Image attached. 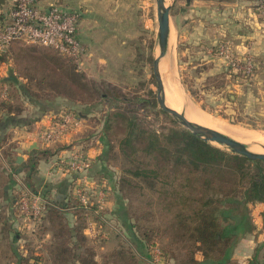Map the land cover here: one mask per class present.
I'll return each instance as SVG.
<instances>
[{
	"label": "trees",
	"instance_id": "1",
	"mask_svg": "<svg viewBox=\"0 0 264 264\" xmlns=\"http://www.w3.org/2000/svg\"><path fill=\"white\" fill-rule=\"evenodd\" d=\"M7 56L13 58L20 76L27 79V88L38 86L49 91L50 96L72 103L97 104L92 102L97 89L88 86L74 61L56 49L44 47L36 51L16 41L6 53L0 54V60ZM145 102L156 104L148 99ZM0 107L7 112H21L19 106L6 101H0ZM116 117L120 120L118 126H124L119 146L131 163L126 173L140 182L141 189L156 194L149 205L158 206L159 226L139 224V219L154 221L156 217L152 218L150 213L136 218L129 216L114 172L106 163L113 149L108 133L112 125L106 120L97 133L103 144L101 177H93L91 170L89 176L95 185L103 184L106 201L113 198L115 208L105 205L102 214L117 227L119 237L124 235L128 239L129 245L120 243L98 260L95 244L86 233L89 218L98 216L80 204L71 192L70 180L62 201L50 199L35 189L31 179L37 173L39 159H52L60 146L41 145L29 153L27 162L18 166L27 173L24 179L30 188L56 206L48 207L43 215L33 219L34 228L29 235L17 226L22 223L17 192L11 221L6 218L1 222L0 217V224L8 225L6 237L10 238L8 243L14 248L18 264L31 257L38 262L45 258L51 264H154L150 259L153 246L158 243L152 240L155 237L160 239L163 264H229L239 241L253 229L250 205L264 202V160L250 159L213 145L176 123L158 130L144 125L135 115L123 112ZM5 142L7 138L0 141L4 156L15 162L16 146ZM0 179L2 184L1 176ZM122 181L129 183L130 179L122 177ZM95 207L94 203L92 208ZM139 228L144 231L139 233ZM47 233L50 237H46ZM23 239L29 242L26 253L21 249ZM37 242L43 244L41 248H37ZM38 249L40 255H35Z\"/></svg>",
	"mask_w": 264,
	"mask_h": 264
},
{
	"label": "rangeland",
	"instance_id": "2",
	"mask_svg": "<svg viewBox=\"0 0 264 264\" xmlns=\"http://www.w3.org/2000/svg\"><path fill=\"white\" fill-rule=\"evenodd\" d=\"M167 4L172 6V36L167 54L170 62L160 67L164 85L167 81H165L166 78L178 91L177 93L184 98L185 102L192 103L201 111L224 120L228 125L231 124L230 126L264 130V82H260L259 79L260 65L258 62L263 59H255L254 77H247L242 73L232 72L229 68L227 71L224 67H219L217 65L218 60H221L227 66L223 59H179L175 26L180 24L181 13L183 10H187L188 6L186 0H167ZM216 5L218 3L215 0H208V3L200 4L199 7H201L202 11L199 12L195 20L211 24L215 18L216 22V17L212 15L213 12L211 13L212 10L216 9L214 8ZM224 7L221 9L223 10V16L228 11H233V8L229 7V5ZM123 9L124 11L128 10L126 19L130 20V24H133L132 29L127 34L128 37H131V41H127L124 46H116L114 49L109 47L102 49L101 58L104 62L97 77L89 76L82 70L83 60L77 68L84 75V81L88 86L97 89L92 102L97 103L99 108L102 109L99 117H101L100 122L103 124L98 121L97 125L103 128L106 125V120H109V124L112 125L108 133L112 140L113 149L110 151L106 163L114 172L117 185L125 198L129 216L136 218L138 215L142 217L147 215L146 213H150L152 218L154 215L156 219L154 221L153 219H139V224L143 227H151L153 223L159 226L160 223L157 219L158 206L155 203L149 205V200L151 198L156 199V194H150L148 190L141 189L139 187L140 182L126 173L125 169L131 163L126 159L119 146V140L124 133V126H118L120 120H117L116 114L124 112L127 115H135L144 125L158 130L179 123L170 114L163 111L157 103V85L153 75V60L159 53L156 0H123ZM185 15L189 21L195 16V14L190 15L189 13ZM130 24L126 22L129 28L131 27ZM125 33L127 32L124 30L122 32L123 37ZM23 43L32 46L33 50L36 51L44 48V46L33 43ZM87 54L88 52L85 48L83 59H85ZM9 58L10 56H7L4 60ZM34 89L42 96L50 97L49 91L38 86L37 88L34 87ZM147 99L154 101L156 104L145 102ZM174 109L178 110L177 108ZM97 129L95 128L94 131L99 132L100 129ZM213 144L225 149L216 143ZM2 148L0 146V176L4 182H7L9 179L7 170H4L2 168L5 167L4 164H1L2 159L7 160V158L4 156L5 151ZM122 177H128L130 179L129 183L123 182ZM0 211H2L0 217L1 222H3L7 217L6 211ZM17 224L18 229L22 233L27 232L28 234L34 228V225L31 227L30 223L18 222ZM4 226L0 224V264H18L17 257H15L13 252L14 248L8 243L10 238L6 237L5 228L8 225ZM140 228L138 231L142 233L144 230ZM120 238L117 235L116 243H113V245L116 244L115 247H118L122 243L127 247L129 245L127 243L128 239H125L124 235ZM91 240L95 244H93L95 246L93 247L96 250L98 260L101 259L105 251L113 249L108 248L113 245L105 246L102 239L91 238ZM152 240L158 242L153 246L152 255H162L160 239L155 237ZM42 245L37 242V248H41ZM103 245L104 247H101ZM28 247V240L23 239L21 249L26 253L29 251ZM34 254L40 255L39 249L34 251ZM32 259L34 257H31L23 264H51L50 262L46 263L44 261L45 258L40 262L37 259ZM152 263L156 264L155 262Z\"/></svg>",
	"mask_w": 264,
	"mask_h": 264
},
{
	"label": "crops",
	"instance_id": "3",
	"mask_svg": "<svg viewBox=\"0 0 264 264\" xmlns=\"http://www.w3.org/2000/svg\"><path fill=\"white\" fill-rule=\"evenodd\" d=\"M215 1L218 5L211 13L213 12L212 15L216 17V22L214 18L213 22L208 24L195 20L199 12L202 11L199 7L200 4L208 3V0H186L187 10L182 11L181 22L175 26L178 58L222 59L211 51L221 40L229 39L238 51H250L255 59H263L258 62L260 65L259 79L260 82H264V13L257 5V0ZM52 3H57L66 11L80 14L78 37L88 52L83 59L81 68L89 76L97 77L100 73L104 62L101 58L103 48L114 49L116 46L121 47L127 41H131V37H128L127 34L133 24H130V20L126 19L128 10L124 11L123 0H42L41 2L44 8ZM226 5L233 8V11H228L223 16L221 9ZM9 9L8 1L5 5L0 6L1 21L9 20ZM186 13L195 14V16L189 21ZM126 22L130 24V28ZM124 30L127 33L123 37ZM170 36H172V28ZM217 65L228 71V67L221 60L217 61ZM26 83L27 79L17 72L12 57L0 60V85L4 84L9 89V99L3 100L0 97V101H6L21 108V112L16 114L15 111L7 112L0 107V141L2 143L7 138L6 144L16 146L14 150L15 162L2 159L1 163L4 164L5 167L2 168L7 170L9 179L7 182L2 179L3 182L0 184V210L6 211L8 222L12 219L16 202L15 194L19 186L17 176L26 186L30 187V184L24 179L27 173L18 165L27 162L29 153L41 146L37 140V134L49 122L52 115L62 109H75L80 113L82 123L70 135L69 139L70 141L75 139L76 143H81L96 133L95 128L102 129L97 125L98 121H101L99 116L102 112L97 104L72 103L61 97L42 96L34 89L35 86L27 88ZM100 139L99 136L97 141L86 143L89 153L94 157L91 175L96 179L101 177L102 162L100 157L103 144L100 143ZM90 145L91 147H89ZM18 157H22V160L18 161ZM31 182L40 193L48 195L50 199L62 201L67 190L69 176L60 171L53 174L51 159L41 157L37 163V173L32 177ZM106 207L115 208L113 198L108 199ZM250 213L253 229L239 241L229 264H264V202L251 204ZM86 233L91 237L88 229H86ZM101 233L96 239L104 240V245L107 247L116 243L115 239L120 234L112 230H105ZM46 237H50V233H47ZM115 245L108 248L114 249ZM151 261L163 264L164 257L151 254Z\"/></svg>",
	"mask_w": 264,
	"mask_h": 264
},
{
	"label": "built area",
	"instance_id": "4",
	"mask_svg": "<svg viewBox=\"0 0 264 264\" xmlns=\"http://www.w3.org/2000/svg\"><path fill=\"white\" fill-rule=\"evenodd\" d=\"M6 1L10 3L9 20H0V54L6 53L12 43L21 41L54 48L71 58L77 67L81 65L85 47L78 37L79 13L66 11L57 3L44 8L42 0ZM257 5L264 13V0H257ZM211 53L222 58L232 72H239L247 77L255 76L254 55L250 51H238L231 40H221ZM0 97L3 100L9 99L8 86L0 85ZM81 123L80 113L73 109H62L52 115L49 122L39 130L37 140L48 147L60 145L51 159L52 173L60 171L68 175L71 192L87 211L98 216V219L90 217L87 227L90 236L96 239L102 231L119 230L102 214L107 202L103 184L95 185L89 176L94 157L89 153L86 143L97 141L98 131L81 143H76L72 138L69 140ZM17 180L19 216L23 223H30L32 227L34 218L42 215L48 207L56 205L26 186L18 176ZM94 203L96 207L92 208Z\"/></svg>",
	"mask_w": 264,
	"mask_h": 264
},
{
	"label": "water",
	"instance_id": "5",
	"mask_svg": "<svg viewBox=\"0 0 264 264\" xmlns=\"http://www.w3.org/2000/svg\"><path fill=\"white\" fill-rule=\"evenodd\" d=\"M6 4V0H0V6ZM157 4V20H158V56L153 60V75L157 85V103L158 106L170 114L180 125L191 131L195 136L203 139L211 144L216 143L225 149L244 155L250 159L264 160V152H255L248 148L247 144L235 139L234 137L211 129L204 125H200L191 121L184 112H180L166 103V92L164 80L161 74V63L167 59L168 49L171 40V5L167 4V0H156ZM214 145V144H213ZM22 157H18L21 161Z\"/></svg>",
	"mask_w": 264,
	"mask_h": 264
},
{
	"label": "bare ground",
	"instance_id": "6",
	"mask_svg": "<svg viewBox=\"0 0 264 264\" xmlns=\"http://www.w3.org/2000/svg\"><path fill=\"white\" fill-rule=\"evenodd\" d=\"M168 62H170L169 57L162 61L161 66L167 65ZM166 72L168 73V71ZM165 81L166 103L170 107L177 108L181 112H184L191 121L228 134L235 139L246 143L248 148L252 151L264 152V130H253L230 126L231 124L228 125V123L224 120L216 118L207 112L201 111L192 103L185 102L183 100L184 98L181 97L179 93H177L178 91H176V89L168 82L169 80L165 78Z\"/></svg>",
	"mask_w": 264,
	"mask_h": 264
}]
</instances>
